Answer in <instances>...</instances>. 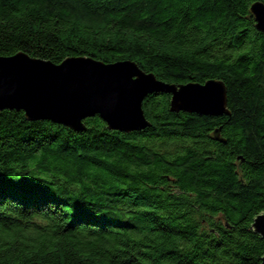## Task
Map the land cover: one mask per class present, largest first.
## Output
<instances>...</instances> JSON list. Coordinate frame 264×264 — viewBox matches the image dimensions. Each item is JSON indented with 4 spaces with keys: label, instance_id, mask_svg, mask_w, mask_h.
<instances>
[{
    "label": "trees",
    "instance_id": "obj_1",
    "mask_svg": "<svg viewBox=\"0 0 264 264\" xmlns=\"http://www.w3.org/2000/svg\"><path fill=\"white\" fill-rule=\"evenodd\" d=\"M264 0H0V54L132 60L224 83L221 116L142 102L143 130L0 111V264H261ZM216 131L220 139H216Z\"/></svg>",
    "mask_w": 264,
    "mask_h": 264
},
{
    "label": "water",
    "instance_id": "obj_2",
    "mask_svg": "<svg viewBox=\"0 0 264 264\" xmlns=\"http://www.w3.org/2000/svg\"><path fill=\"white\" fill-rule=\"evenodd\" d=\"M255 27L264 33V4L251 5ZM170 95V110L208 116L229 114L223 82L170 84L140 69L132 60L107 63L82 56L59 64L25 52L0 54V111H23L30 121L48 120L84 131V119L99 115L110 129L132 132L149 125L143 100ZM216 139H220L216 131ZM264 239V211L252 224ZM264 264V256L260 259Z\"/></svg>",
    "mask_w": 264,
    "mask_h": 264
}]
</instances>
